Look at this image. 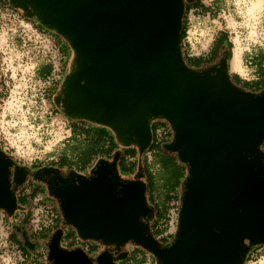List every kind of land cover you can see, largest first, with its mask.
I'll return each instance as SVG.
<instances>
[{"label": "water", "instance_id": "1", "mask_svg": "<svg viewBox=\"0 0 264 264\" xmlns=\"http://www.w3.org/2000/svg\"><path fill=\"white\" fill-rule=\"evenodd\" d=\"M24 16L62 38L73 51L54 102L73 121L109 129L117 143L143 154L151 122L165 121L171 142L162 148L187 167L171 243L152 236L145 184L125 181L99 159L89 177L53 192L63 223L82 242L131 243L156 264H244L264 245V90L231 81L230 50L217 65L188 67L180 37L183 0H9ZM0 148V210L17 209L15 190L25 170ZM138 177H141L139 175ZM61 230L47 248L51 264H115V254L91 260L82 248L61 250ZM23 246L34 248L28 237ZM122 252L117 259H126Z\"/></svg>", "mask_w": 264, "mask_h": 264}, {"label": "rangeland", "instance_id": "2", "mask_svg": "<svg viewBox=\"0 0 264 264\" xmlns=\"http://www.w3.org/2000/svg\"><path fill=\"white\" fill-rule=\"evenodd\" d=\"M202 2L212 10L204 15L193 11H189L186 15V38L182 44L183 53L189 56L207 55L213 40L220 32H223L227 36L226 40L232 45L229 61L230 75H238L241 82H251L263 77L257 68L250 64V58L259 53L264 54V0H202ZM17 11L19 14L23 13L20 9ZM31 23L33 24V22ZM58 38L64 45V64L62 63L63 56L60 53L55 54L54 50H51L52 46L45 37L40 38L34 28L23 23L9 10L0 9V147L8 156L24 166L38 167L56 164L63 154L70 156L71 165L74 166L76 157L71 156L72 145H76L78 142L82 144V140L86 137L79 133L77 138L73 139L72 129L75 126L82 129V123L72 124V120L63 116L58 106L53 102L61 92L63 79L69 73L73 60V51L70 46L62 38ZM235 50L239 55L240 71H233L231 68ZM223 51L219 57H222ZM58 63L60 73L55 75L56 72L53 77H50L52 80L54 78V81L43 80L39 72L40 69L47 64H52L56 69ZM58 76L60 79L57 78ZM51 81L53 89L52 87L49 89ZM240 84L238 83V86ZM83 125L86 126L84 123ZM165 126L169 127L168 124ZM111 135L114 138V134ZM172 138L173 133L166 142L162 144L158 142V144H161V149L166 155L176 158L174 154L162 148V145L171 142ZM117 144L121 151L126 148ZM121 151L116 152L121 154ZM114 154L111 153L106 157L102 153L95 155L85 169L93 168L99 160L98 158L101 157L111 159L109 162H112ZM156 156L155 152L149 151L145 155L139 154L135 160L127 158L128 163L134 161L137 163V167L132 176L128 178L124 176L127 174L120 172V178L125 181H141V177L138 176L141 175V171L148 168L147 170L151 171L158 185L155 192L156 199L160 201L166 193H176L181 196V185L186 166L184 167L177 160L169 169H166V172L156 160ZM166 166L165 168H168V165ZM166 179L169 181L166 182L167 187L164 185ZM175 209H177L175 213L178 214L179 200ZM9 217L7 215V218ZM174 219V223L171 221L167 223V231L173 232V235L177 222L175 217ZM10 222L12 230L19 227L12 220ZM11 229L7 230L6 226L0 223V264H25L15 247L6 241L8 231H12ZM59 229L63 231L60 243L71 240L70 245L73 249L82 248L87 256L91 255L86 252V245L90 242L80 241L75 230L65 225L61 217ZM55 230L57 229L36 235L35 242L38 244L36 248L42 247L43 254L39 253L37 249L34 252L26 250L31 257L27 264H49L46 258L47 245ZM20 243L22 242L20 241ZM101 246L98 244L99 249ZM129 248H132L131 243L123 246V249L127 250L126 253ZM149 256L152 259V264H156L155 259L151 255ZM263 257L264 246L253 251L246 264H263ZM143 260L133 259L134 264H140ZM125 262L131 264L130 259L121 264H125Z\"/></svg>", "mask_w": 264, "mask_h": 264}, {"label": "trees", "instance_id": "3", "mask_svg": "<svg viewBox=\"0 0 264 264\" xmlns=\"http://www.w3.org/2000/svg\"><path fill=\"white\" fill-rule=\"evenodd\" d=\"M183 4H184V16H183V22H182V30H181V37H180V46H181V51H182V56H183V60L185 62V64L193 69H204L207 67H210L214 64H216V62L218 60H220L221 57H219V55L221 54V52L223 51L224 47H228L230 50V57H229V61L231 59V49H232V45L229 43V41L226 40V34L223 32H220L218 34V36L213 40L212 43V47L209 51V53L205 56H189L183 53V49H182V44L183 41L186 38V24H185V17L186 15L189 13V11H193V12H199L202 13L203 15L207 12H209L210 7H206L202 0H183ZM0 8H9L12 9L16 12L17 8L12 7L9 4V0H0ZM22 17L27 21V22H33V25L35 26V28L40 29L43 32H48L47 30H45L44 28H42L38 23H36L34 20L27 18L24 16V14H21ZM52 33V32H51ZM54 34V33H53ZM55 36H57L56 34H54ZM60 49V54L63 56V60L62 63L64 64L65 61V57H64V49L61 47H59ZM251 62L250 64L254 65L257 70L259 71L260 75H263V77H261L260 79H257L255 81H251V82H241L240 78L238 75H230L231 81L238 85V83H241L239 85L240 88L246 90V91H250V92H254V93H259L261 91L264 90V54L263 53H259L256 55H253L250 58ZM51 65H45L44 67H42V69H40V75L43 79H45L51 72ZM54 87L52 86V89ZM53 93V90L51 91V94ZM83 123L87 125V129L84 130L83 127L80 128H76V126L72 129L73 130V139L77 138L76 136L79 133L84 134L85 139H87L86 141H84L85 139H83L82 144H80L78 142V144L76 143L72 145V150L73 152H71V156H75V167H78L79 169H84L87 165H89V162L91 161L92 157H95V155H99L100 153H102L103 155L109 156L111 155V153H115L117 150V146L118 144L116 143V141L114 140L113 136L111 135V131L105 127H101V126H96V125H92L90 123L87 122H83V121H73L72 120V124L74 123ZM167 123L165 121L162 120H155L153 122H151V134H152V140H151V144L148 147V149L141 155H145L147 152H155V154H157V158L156 160L159 162L160 166L163 168L164 171H166V169H169V167L174 164L173 162L177 161V158L171 157L169 155H166L164 153V151L161 149V144L163 142H166L167 140H162L161 144H158V141L155 139V131L159 128V127H163L165 126ZM263 145L261 146V150L263 151ZM138 154V150L135 146L133 145H129L127 146L123 151H121L120 157L117 160L116 163V169L118 174L124 173V174H133L135 172V168L131 167V166H126L125 164V159L126 158H135L137 157ZM70 156L67 154H63L60 159H59V164L61 166H65V165H71V160H70ZM168 165V168H165V166ZM184 167L185 165L182 164ZM167 167V166H166ZM185 174L183 176L182 182L184 181L186 175H187V167H185ZM148 169V168H147ZM144 169L143 171H141V181L145 184V191H146V201L147 204L153 209L152 215L150 216L149 219V228L151 230L152 236L155 237V239L158 241V243H160L161 245H167L169 243H171V240L173 239L174 235H170V236H164L165 232L167 231V214L168 211L170 209V202L172 201L170 193H166L163 197V199H161L160 201L157 198V195L155 194L156 189L158 187V185L155 182V177L153 176V174L151 173L150 170ZM167 172V171H166ZM168 181V179L165 180V187L168 186V184H166V182ZM169 182V181H168ZM39 192L38 188H34L32 190L31 196H35L37 193ZM17 204L19 206H26L29 205L26 200L23 197H18L17 198ZM28 221H29V216H26L22 223L25 225H28ZM160 225V226H159ZM160 236V237H159ZM159 237V238H157ZM31 238H35L34 235H31ZM10 240L13 244L17 245V248L21 251L22 255L25 258V261L28 262L29 259V255L26 251V249L22 246V244L15 238L14 234L11 233L10 234ZM86 243V242H85ZM262 246H257L254 247L250 253L248 254L246 260L244 261V264H246L247 260L249 259L250 254L255 251L256 249L263 247ZM141 249V248H140ZM99 251V247H98V243H94V242H90V244L87 245V253L89 254H95ZM141 251H143L144 253H148L145 250L141 249ZM149 254V253H148ZM138 255V252L134 253L132 255L133 259H136ZM152 256V255H151ZM153 257V256H152ZM130 257H126V260H128ZM144 259L140 264H142L143 262H145V258H141L139 259L142 260ZM123 261V262H124ZM26 262V263H27ZM122 262V263H123ZM126 264V262H125ZM131 264H134V261H131Z\"/></svg>", "mask_w": 264, "mask_h": 264}, {"label": "built area", "instance_id": "4", "mask_svg": "<svg viewBox=\"0 0 264 264\" xmlns=\"http://www.w3.org/2000/svg\"><path fill=\"white\" fill-rule=\"evenodd\" d=\"M3 9L9 10L11 13H13L14 16L16 15L18 18H20L23 23H26L31 28H34L36 34L38 36H40V38L45 37L47 39V41L50 42V44L52 46L51 50H54L55 54H59L60 53L59 40L55 37V35L53 33H51L50 31L43 32L40 29L35 28V26L32 23L27 22L22 17L21 14H19L18 12L14 11L12 9H9V8H3ZM47 65H51V67H52L51 68V72L45 79H43V78L42 79L43 80H46V79H51L52 80V78H50V77H53L54 73L57 72L55 75H58L60 73V70L58 68L59 63L57 64L56 69H54L52 64H47ZM57 78L60 79L59 76ZM52 81H54V78H53ZM52 81L49 84V86H50L49 89L52 87L51 86ZM55 81H57V80H55ZM81 127L86 128V129L88 128L87 125L86 126L82 125ZM171 133H172V131H171V129H169V127H167V126L159 127L155 131V138H156V140L159 139L158 142H161L162 140L169 139L171 137ZM1 150L4 153H6L2 148H1ZM33 189H31L30 187H27V188L20 187L17 190H15L16 199L18 197H23L29 205H26V206L17 205V208L19 206V210L21 211V214L20 215H18V214L15 215V211H17V210H15L13 212V214L10 215L9 218H7V213H5L3 210H0V223H3L6 226V229L9 230V229H11V226H10L11 225V222H10L11 220H12V222L14 224L20 225L22 223L23 219L26 216H29V221H28L27 228L29 229L31 235H34L35 238H36V235L38 233H48L51 230H53L56 227V225H57V223L59 221V214H61V213H60L58 207L55 209L53 207L52 203L47 198H42L41 197L40 191L35 196L32 197L31 193H32ZM175 210H177V209H175L174 205L173 206L171 205V209L169 211L170 214H168V216H167L168 217V222L171 221V223H174L175 222L174 217L177 219V213H175ZM34 212H35V214H34ZM12 232L13 231H10V232L8 231V235H7L6 241L8 242L9 245H12L13 247H15V249L18 251L19 256L22 258L21 259L22 262H25V264L29 263L31 257L28 259V262L25 261V258L22 255L21 251L17 248V245L13 244L11 242L10 234ZM172 234H173V232L169 233V230H168V231L165 232L164 236H170ZM35 244H36V242H35ZM70 244H71V240H65L64 242L60 243V245L63 246V247L72 246ZM131 245H132V248H129V250L127 252L128 256H129L130 250H131V252H134L135 249H140L139 247H137V246H135L133 244H131ZM86 248H87V245H86ZM35 249H36V247H35ZM39 253H42V251H40ZM149 255L150 254H144L145 262H143L142 264H152V259L150 258ZM138 257L140 258V255ZM126 264H128V263H126Z\"/></svg>", "mask_w": 264, "mask_h": 264}, {"label": "flooded vegetation", "instance_id": "5", "mask_svg": "<svg viewBox=\"0 0 264 264\" xmlns=\"http://www.w3.org/2000/svg\"><path fill=\"white\" fill-rule=\"evenodd\" d=\"M55 37L59 40L58 38L59 36H55ZM60 44H61V47L64 48V45L61 42ZM218 62L219 60L214 65H217ZM98 159H104L106 161L111 160V159L102 158V157ZM12 161H13V166L10 168V180L12 181L13 179V173L16 167L23 168L25 170V178H24L23 184L20 187H30L31 189H33L34 187H38L41 197L48 198L55 209L57 208L58 203H57V200L53 196V192L56 190L65 188L66 186L71 184L72 181L77 177H89L91 169H92V168H89L88 170H86L84 168L81 170L78 167L75 168L74 166L68 165V164L65 166H61L59 162H57L56 164H50L47 166L41 165L38 167H31V165L30 166L21 165L18 162H16L14 159H12ZM60 217H61V214H59V219ZM59 248L61 250H73L72 246H69V247L61 246L60 241H59ZM102 251H109V252L114 253L115 254V264H121L125 259H117V256H119L122 252H125L127 250L123 249V246L117 247L115 244L106 245V246L102 245L96 254L94 255L91 254L89 255V257L91 258V260L94 261L96 256L99 254V252H102ZM86 252H87V248H86ZM127 257H128V254H127Z\"/></svg>", "mask_w": 264, "mask_h": 264}, {"label": "crops", "instance_id": "6", "mask_svg": "<svg viewBox=\"0 0 264 264\" xmlns=\"http://www.w3.org/2000/svg\"><path fill=\"white\" fill-rule=\"evenodd\" d=\"M61 44H60V42H59V46H60ZM233 71H236V70H233ZM116 150L118 151H121V149H119L118 147L116 148ZM127 159V158H126ZM126 159H125V164H126V166H127V168H128V166H131V167H134L135 168V166L137 165V163L136 162H132V163H128L127 161H126ZM134 160L136 159V157L135 158H133ZM133 165H135V166H133ZM137 167V166H136ZM125 177L127 176V178L128 177H130V176H132V174L131 173H129V174H127V175H124ZM23 188H27V187H23ZM34 188H38V187H34ZM39 189V188H38ZM157 190V189H156ZM170 196H171V199H172V201L170 202V209H171V205L173 206L174 205V207L177 205V203H178V200H179V195L178 194H174V193H170ZM48 199V198H47ZM49 200V199H48ZM18 205V204H17ZM170 209H169V211H170ZM17 211H15V215H20L21 214V211L19 210V206H18V208L16 209ZM168 211V212H169ZM169 214V213H168ZM168 214H167V216H168ZM168 218V217H167ZM167 223H168V219H167ZM22 225V226H21ZM168 225V224H167ZM17 226H19V227H15L12 231V233L14 234V236H15V238L20 242H22L21 244L23 245V241H24V239L26 238V237H28L29 238V240L33 243V244H35V241H36V239L34 238H31V233H30V231H29V229L27 228V225H25V224H23V223H21L20 225H17ZM160 226V225H159ZM54 229H57V230H55L54 231V233L56 232V231H58V230H60L59 229V221H58V224L56 225V227L54 228ZM53 229V230H54ZM52 236V235H51ZM160 237V236H159ZM159 237H157V238H159ZM38 244L36 243L35 244V247L37 246ZM24 247V246H23ZM35 247L34 248H30V249H28V248H26V247H24V248H26L27 249V251L28 252H34L36 249H35ZM39 252L40 251H42V247L41 248H39V249H37ZM27 252V253H28ZM136 252H138V255H137V257H136V260H139V259H141V258H145V256H144V252L143 251H141L140 249H135V251L134 252H131V250H130V253H129V259L131 260V261H133V258H132V255L134 254V253H136ZM28 257L30 258V254L28 253ZM140 255V258L138 257Z\"/></svg>", "mask_w": 264, "mask_h": 264}, {"label": "bare ground", "instance_id": "7", "mask_svg": "<svg viewBox=\"0 0 264 264\" xmlns=\"http://www.w3.org/2000/svg\"><path fill=\"white\" fill-rule=\"evenodd\" d=\"M238 58H239L238 51L235 50L233 53V58H232V63H231L232 70H236V71L241 70Z\"/></svg>", "mask_w": 264, "mask_h": 264}]
</instances>
